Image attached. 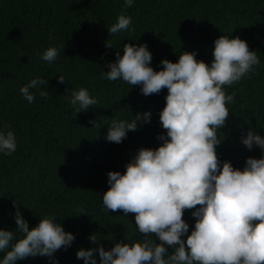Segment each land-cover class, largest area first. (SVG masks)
<instances>
[{
    "label": "trees",
    "instance_id": "1",
    "mask_svg": "<svg viewBox=\"0 0 264 264\" xmlns=\"http://www.w3.org/2000/svg\"><path fill=\"white\" fill-rule=\"evenodd\" d=\"M121 12L132 18L130 30L109 34L107 27ZM220 34L245 39L260 60L247 76L224 86L234 99L226 105L229 116L219 129L217 156L242 168L260 150L247 149L241 136L249 128L264 134V0H135L132 7H124V0H0V127L6 124L17 141L15 152L0 154V228L18 234L16 208L29 228L38 216L55 215L75 237L68 248L54 253L59 264H83L75 253L97 246L89 240L92 233L105 249L116 242L142 241L145 234L136 232L134 214L107 212L102 194L109 187V170L123 172L140 147L162 143L156 137L166 131L159 111L167 89L144 96L138 85L108 81L101 72L117 51L122 55L124 43H146L154 70L162 67V58L175 62L181 51L194 50L198 60L210 63ZM50 45L60 48L52 63L40 59ZM37 75L48 81V96L33 89L35 100L28 103L19 88ZM58 75L65 83H58ZM80 87L98 103L76 112L68 97ZM146 110L150 122L129 131L121 143L105 139L113 118ZM193 210L182 214L189 233ZM148 238L156 239L154 234ZM15 264L50 262L29 256Z\"/></svg>",
    "mask_w": 264,
    "mask_h": 264
},
{
    "label": "clouds",
    "instance_id": "2",
    "mask_svg": "<svg viewBox=\"0 0 264 264\" xmlns=\"http://www.w3.org/2000/svg\"><path fill=\"white\" fill-rule=\"evenodd\" d=\"M134 2L124 0V7ZM131 24L132 18L121 12L107 30L116 34L130 30ZM122 49V55L117 51L108 70L101 72L102 78L121 80L130 88L138 85L144 96L167 89L159 111L160 126L166 131L156 137L162 143L140 147L123 172L109 170V187L102 194L104 210H120L124 216L133 213L136 232L145 235L142 241L116 242L105 249L92 233L89 240L97 246L78 248L76 258L83 264H264V134L249 128L241 136L247 149L256 146L260 150V156L247 157L242 168L217 156L219 129L229 116L226 105L234 99L224 86L254 70L260 63L255 51L239 36L220 34L213 41L210 63L198 60L194 50L181 51L175 62L162 58V67L154 70L146 43H124ZM59 53L60 48L50 45L40 59L52 63ZM57 80L65 83L63 75ZM47 84L37 75L21 85L19 92L32 103L33 89L41 97L48 96ZM68 102L76 112L98 103L84 87L72 90ZM150 119L147 110L127 119L113 118L105 139L119 144L129 131ZM16 147L13 130L6 124L0 127V154L11 155ZM188 209H194L191 216L195 218L190 233L182 219ZM79 213L86 214L83 209ZM38 217V223L29 228L16 208L18 234L0 228V252L4 253L0 264H15L29 256L59 264L54 253L68 248L75 237L55 215ZM149 234H154L155 241Z\"/></svg>",
    "mask_w": 264,
    "mask_h": 264
}]
</instances>
